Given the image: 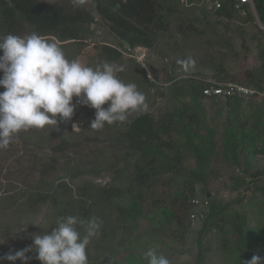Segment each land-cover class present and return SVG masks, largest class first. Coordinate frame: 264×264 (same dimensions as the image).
Returning <instances> with one entry per match:
<instances>
[{"label": "trees", "instance_id": "1", "mask_svg": "<svg viewBox=\"0 0 264 264\" xmlns=\"http://www.w3.org/2000/svg\"><path fill=\"white\" fill-rule=\"evenodd\" d=\"M91 1L94 15L78 3L51 6L39 0H0V36L9 33L23 36L36 32L43 37L62 42L70 40L84 42L89 39L84 27H89L97 16L119 41L126 42L130 47L152 50L160 33L165 34L168 31L169 20L175 11L170 4L171 0ZM220 1L221 9L212 14L231 20L235 1ZM253 3L258 18L264 25V0H253ZM181 30L180 27L179 31ZM262 35L264 39V34ZM98 47L107 61L121 59V55L112 48L105 45ZM258 57L260 64L257 69L247 73L245 81L239 84L264 93V40L258 49ZM130 76L132 82L139 78L151 86L141 69L131 70ZM181 85L177 83L166 85L179 103V107H174L157 118L147 114L129 116L122 124V129L116 132L118 147H115L118 148L124 164L121 170L118 169L120 186L94 190L92 186L83 182L74 191L73 187L65 183V179L76 182L87 176V173L79 165L74 169L59 166L62 154L69 146L66 139H61L57 145H49L50 154L45 152L39 153L40 156L33 154L34 162L39 165L37 172L41 178L37 184L21 193L5 195L0 200V208L16 206L30 212L50 205L55 220L62 216L75 215L82 219L94 216L101 221L102 216L111 207L104 216L105 224L100 229L98 237L88 246L91 253L94 249L92 257L89 256V252L87 253L88 264H112L111 259L119 253L118 245L114 243V240L118 243L117 237L113 236L114 232L121 231L124 237L122 240L129 241L132 225L145 217L142 203L146 198L152 201L148 210H154V207L158 209L154 229L156 234L180 242L186 233L185 221L188 218L189 207L192 206L191 200L197 196L198 187L206 193L205 187L211 174L209 165L215 147L212 133L215 132L207 126L209 124L206 121L207 113L203 101L222 100L228 106L234 119L228 117L230 124L221 131V141L224 153H227L235 164L244 166L242 172L247 174L253 167L252 163L257 161L256 157L264 156V131L261 130L259 123L264 114L263 101L258 98L246 100L250 108L249 116L246 117L239 115L241 103L245 99L205 97L202 91L209 84L192 78L185 79ZM162 87L157 86V89L163 90ZM2 91L0 88V92ZM181 99L183 101H180ZM94 115L95 110L86 113L87 127L94 119ZM118 124L119 122L106 124L104 128L112 131ZM27 132L24 134L27 135ZM22 149L27 152L25 147ZM238 156L242 158V163L237 160ZM65 163L69 164L68 161ZM61 169H65V176L62 179L43 181L45 175ZM260 174L249 175L258 180ZM160 188L162 193L158 192ZM256 188L264 190L263 186ZM158 193L165 196L160 203L155 201ZM121 196H129L134 203L127 201H121V205L115 203L114 198ZM251 205L253 208L250 212L240 214L239 211L228 213L229 205L211 204L199 232L198 246L201 247V234L218 229L221 238L220 249L226 253L228 264H243L253 255L264 257V196L256 199ZM103 251L107 252L106 256H103ZM28 255L32 256L29 264H40L35 258V253ZM16 264L21 262L18 260ZM113 264H116V261Z\"/></svg>", "mask_w": 264, "mask_h": 264}, {"label": "rangeland", "instance_id": "2", "mask_svg": "<svg viewBox=\"0 0 264 264\" xmlns=\"http://www.w3.org/2000/svg\"><path fill=\"white\" fill-rule=\"evenodd\" d=\"M39 1L51 6H67L71 3H78L79 6L94 15L91 0ZM192 1L197 2L198 0ZM170 4L175 11L169 20L168 31L165 34L160 33L155 48L147 51L150 55L146 60L155 80L159 83L158 85L163 86V90L152 88L139 78L134 77L135 81L132 82L130 71L140 70L138 65L133 64L134 62L123 57L118 61H113L123 67V71L117 74L118 78L125 83H135L138 90L146 97L147 108L131 114L130 117L147 114L157 118L166 111L179 107V103L165 85L177 83L182 86V82L187 78L197 81L213 79L218 82L243 83L246 74L257 69L260 64L258 49L264 39L259 25L255 23L251 14L242 15L240 12L234 11L231 20H228L208 13L203 6L196 7L194 5L187 9L180 0H171ZM180 27L181 31H179ZM84 28L89 36V39L84 42L71 40L62 42L57 39L45 38L58 43L69 60L76 59L95 68L107 61L98 46L106 43L114 45L118 40L97 16L94 17L89 27ZM73 103H76L75 97H73ZM102 107H107V105ZM203 107L207 113L206 121L209 124L207 126L215 132L212 133L214 134L215 147L209 165L211 174L205 187L206 193L198 187L197 196L191 200L192 206L189 207L188 218L185 221L186 233L180 242L157 235L154 229L158 209L154 207V210H148L152 201L146 198L142 203L145 217L140 218L135 225H132L129 241L122 240L124 237H122L121 231L114 232L113 236L118 239V243L117 240H114V243L118 245L119 253L111 259L112 264L115 261L116 264H148L143 254L150 248H155L158 253L165 255L171 264H228L226 253L220 249V230H210L201 234V247L197 243V239L200 237L199 232L204 225L211 204L229 205L228 213L239 211L240 214H243L252 210L251 204L255 203L256 199L263 198L264 190H258L256 187H264V156L256 157L257 161L252 163L253 167L248 170L247 174L242 172L241 169L244 166L235 164L228 154L224 153L221 141L220 133L225 126L230 124L228 117H233L228 106L222 100H205ZM89 110L94 109L77 105L72 120L59 123L58 129L46 126L44 129H31L27 135L22 132L19 134L18 143H13L7 150L0 151V200L5 195L14 192L21 193L28 187L36 185L41 178L37 172L39 165L34 162L33 154L38 156L42 152L50 154L49 145L55 146L61 139H66L69 146L68 150L62 154L59 166L63 165L74 169L76 165H79L87 173V176L76 182L65 179V183L73 187L74 191L83 182L92 186L94 190L120 186L118 169L121 170L124 164L118 148H116L118 147L116 132L118 133L122 129V124L126 120L119 122L112 131L106 128L93 130L86 126V113ZM249 110L247 101L243 100L239 115L248 117ZM73 123H77L79 129H73ZM259 123L262 127L261 130L264 131V114L259 119ZM23 147L27 149V152L22 149ZM59 155L56 154V156ZM45 159L48 158L45 157ZM237 160L242 163L240 156L237 157ZM66 161L69 164H66ZM192 162L193 160H191ZM250 173L261 174L256 180L249 175ZM64 176L65 169H61L53 174L45 175L43 181L62 179ZM158 192L162 193V189L160 188ZM159 193L155 198L158 203L165 198ZM114 201L120 205L121 201L134 203L129 196L117 197L114 198ZM166 201L168 202L167 199ZM110 210L111 207L107 209L104 216ZM104 216L101 218V228L105 224ZM55 224L56 220L50 205L30 212L23 211L16 206L8 209L1 207L0 256L9 250H20L30 246L32 234L45 231L50 234ZM110 224L112 223L110 222ZM208 226L209 223L206 226L207 229ZM81 233L83 234L82 229ZM95 238L88 246L94 242ZM92 251L94 252V249ZM86 252H89L90 257L94 254L88 247ZM106 254L107 252L103 251V256ZM4 264L7 262L5 261Z\"/></svg>", "mask_w": 264, "mask_h": 264}, {"label": "clouds", "instance_id": "3", "mask_svg": "<svg viewBox=\"0 0 264 264\" xmlns=\"http://www.w3.org/2000/svg\"><path fill=\"white\" fill-rule=\"evenodd\" d=\"M180 1L189 9L200 6L201 0ZM104 45L138 65L152 88L160 86L153 73L152 82L140 65L126 55L129 48L137 55L143 54L146 62L150 55L146 48L130 47L119 40L114 45ZM121 71L123 67L116 62L105 61L93 68L79 60H69L58 43L36 32L0 36V88L3 89L0 92V151L18 143L22 132L46 126L58 129L59 123L72 120L77 105L95 110L89 124L93 130L123 122L131 114L146 109L145 95L135 83L119 79L117 74ZM72 128L79 129V126L73 123ZM100 229L101 221L94 216L89 219L75 215L59 217L50 234L47 231L32 234L30 246L9 250L0 256V264L5 261L16 264L18 260L21 264H29L32 256L28 253H35L40 264H88L86 249ZM143 256L148 264H171L155 248L148 249ZM243 264H264V257L253 255Z\"/></svg>", "mask_w": 264, "mask_h": 264}, {"label": "built area", "instance_id": "4", "mask_svg": "<svg viewBox=\"0 0 264 264\" xmlns=\"http://www.w3.org/2000/svg\"><path fill=\"white\" fill-rule=\"evenodd\" d=\"M200 6H203L207 11L214 12L221 9L222 4L219 0H201ZM233 9L240 12L242 15L247 13L251 14L255 23L259 25L260 30L264 34V25H262L258 19L253 0H236L233 5ZM126 55L137 62L140 67L145 71L147 78L150 81H154L150 67L144 61V55H137L134 51L127 48ZM208 83L202 94L205 97H222V98H241L249 100L252 98H258L264 102V93L255 91L252 88L234 83L231 81L218 82L213 79L203 80ZM196 203L195 201H193Z\"/></svg>", "mask_w": 264, "mask_h": 264}]
</instances>
